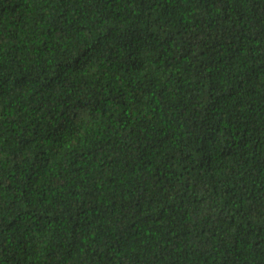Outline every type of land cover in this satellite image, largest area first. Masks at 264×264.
Returning <instances> with one entry per match:
<instances>
[{"label":"trees","instance_id":"16d2710c","mask_svg":"<svg viewBox=\"0 0 264 264\" xmlns=\"http://www.w3.org/2000/svg\"><path fill=\"white\" fill-rule=\"evenodd\" d=\"M0 264H264V0H0Z\"/></svg>","mask_w":264,"mask_h":264}]
</instances>
